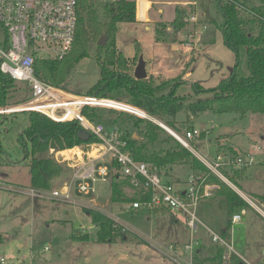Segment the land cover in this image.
<instances>
[{
  "label": "rangeland",
  "instance_id": "374dc122",
  "mask_svg": "<svg viewBox=\"0 0 264 264\" xmlns=\"http://www.w3.org/2000/svg\"><path fill=\"white\" fill-rule=\"evenodd\" d=\"M106 1L90 0L99 21H104L102 7ZM150 1L153 4L148 12L147 24H117L116 47L124 57L131 59L129 65L131 64L132 76L138 59L142 58L153 87H157L156 96H165L175 84H180L175 96L183 100L184 106L211 99V93H196L192 85L197 83L204 89L215 88L229 76L236 63L234 53L226 48L222 41L223 20L218 12L216 0ZM176 11L181 12L183 24L180 30L173 31L171 23L176 17ZM191 17H195V22H190ZM158 28L159 40L156 36ZM97 43H90L88 57L81 59L69 70L63 87H54L74 94L87 95L99 79L96 59L102 58L103 53L97 48ZM137 45L139 55L137 60L133 61ZM172 45H175L176 49H172ZM239 63L238 74L247 76L244 56L240 58ZM7 96L4 106L14 107L27 102L30 93L25 83L13 81ZM96 111L102 116L103 122L118 119V122L128 124L129 127L134 120L140 119L118 111ZM27 114L0 115V185H3L0 187V255L10 264H184L182 261L188 260L189 255L179 253H182V245L172 244L178 255H181L179 259L174 260L168 254L169 241L162 246L153 247L155 242L152 237L155 236L156 228H159L163 241L168 238L166 227L161 220L157 222L156 218H152L154 221L147 219L148 214L145 211H126L129 203H111V178L108 182L96 183V196L93 198L90 195L78 194L76 187L73 190L76 200L73 202L51 199L49 191H40L43 197L35 199L27 195L30 189L29 158L22 160V149L17 142L18 136L27 127ZM149 120H155L166 128L168 124L165 121H170L181 137L193 128L201 131L203 136L200 139L189 142L190 151L196 158L198 155L213 162L217 152H230L234 151L233 149H237L241 154L250 153L257 160L264 157L263 114H247L240 117L235 113L214 114L206 111L194 116L184 108L174 118L164 116L163 120L158 119L160 122L156 119ZM172 138L163 130L158 142L149 146L148 152L175 147L176 143ZM135 139L142 140L140 137ZM217 144L221 146L217 147ZM50 154L51 151H48L36 157L50 158ZM62 167L63 174L52 182L51 190H62L69 181L71 170ZM183 167L184 169H179ZM185 167L187 166L175 165L162 170L160 174L170 176V182L178 188L175 179L184 181L186 174L190 172L189 168ZM173 169L175 171L171 172ZM249 170L262 171L263 177L261 175V178L254 179L252 185L253 191L261 198L254 197L244 190L252 202L264 211V165H255ZM220 173L223 171L220 170ZM218 180L228 188L221 179ZM214 186V191L219 190V186ZM124 190L127 196H131L130 188L126 187ZM223 204L225 205L224 201H219L211 212L213 210L220 216ZM242 210L245 211L244 225H232L229 229L231 239L228 237V240L241 259L249 264H263L264 223H261L255 212L248 207L234 209L233 213L241 214ZM87 211H97L107 217L113 216V220H118L115 223L120 227V235L115 236L111 243H97L96 226L92 224ZM159 213L163 221L171 219L170 213ZM123 226L126 228L124 231ZM208 227H212L213 232L221 235V230L215 225L208 224ZM82 228L89 229L85 233L89 239L73 240V236L85 235ZM206 257L202 254L198 259L204 260Z\"/></svg>",
  "mask_w": 264,
  "mask_h": 264
},
{
  "label": "trees",
  "instance_id": "16d2710c",
  "mask_svg": "<svg viewBox=\"0 0 264 264\" xmlns=\"http://www.w3.org/2000/svg\"><path fill=\"white\" fill-rule=\"evenodd\" d=\"M77 3L78 19L75 39L69 53L61 60L36 59L34 61V74L43 82L63 87L69 70L81 59L88 57L90 43H97L104 38V46H97L103 53L102 58L96 59L99 79L88 91V96L126 103L135 108L111 101L135 110L140 109L159 122L164 116L174 118L184 108L194 116L206 111L214 114L235 113L240 117L247 114L264 115V0H216L218 12L223 20L222 41L224 46L234 53L236 63L229 76L220 81L215 88L204 89L201 85L194 83L192 85L194 92L211 93V99L186 106L183 105L181 98L175 96L180 84H175L167 95L156 96L157 87H153L151 79L135 80L131 73L130 62L116 50V25L135 22L134 2L116 0L105 3L102 7L104 21L98 20L97 12L90 0H77ZM182 24V14L176 11L171 28L173 31H178L182 28ZM156 36L159 40V28L156 29ZM138 55L137 47L133 61L137 60ZM242 56L246 59L247 76L238 74ZM12 85L13 80L0 73V106L6 104ZM84 114L93 123H101L109 127L116 126L133 159L137 162L152 164L162 178L167 177L166 174L163 176L160 174L162 170L170 169L175 165H185L193 174L198 176L203 174L206 184L219 186L216 193L225 199L230 210L235 207H248L247 203L220 183L218 178L211 174L190 151L179 145L173 138L175 147L148 152L149 146L155 145L160 134L163 133V129L152 121L136 119L129 127L128 124L118 122V119L103 122L102 116L96 110L84 111ZM27 115V127L18 136L17 142L22 149V160L29 158L30 189L50 191L52 182L63 174V167L55 163L52 157L37 158L36 156L51 150L63 151L82 145L83 142L77 138L81 127L75 121L56 123L37 112H28ZM165 123L168 124V129L176 132L173 123L170 121ZM133 135L142 140L135 139ZM93 142H97V139L91 135L87 143ZM245 171L246 169L231 170L230 175L224 172V176L235 185L234 177H241ZM126 187L132 190L131 196L126 195L124 190ZM142 192L140 189L134 190L127 179H120L117 174L111 176V203L144 201L147 196L142 195ZM87 213L92 224L96 226L95 241L97 243H111L115 236L120 235V229L112 219L97 211H87ZM72 239L87 241L89 236L76 235ZM192 261L194 264H203L206 261L210 264H244L236 256H231L227 261L223 260L221 249L216 250L210 260L199 261L194 255Z\"/></svg>",
  "mask_w": 264,
  "mask_h": 264
},
{
  "label": "built area",
  "instance_id": "2783aa9c",
  "mask_svg": "<svg viewBox=\"0 0 264 264\" xmlns=\"http://www.w3.org/2000/svg\"><path fill=\"white\" fill-rule=\"evenodd\" d=\"M77 19V0H0V73L13 81L25 83L30 93V98L25 103L14 107H1L0 115L37 112L56 123L75 121L81 129L97 139V142H86L63 151L51 150L54 162L70 169L71 176L62 190L49 191V198L60 202H73L76 200L73 193L75 187L78 194L90 195L93 198L96 196V183L108 182L112 175L117 174L120 179H127L134 190L140 189L143 191L142 195L147 196L144 201L129 203L126 211L152 212L163 209L184 218L185 226L191 233L189 242L181 247V255H189L187 261H182L184 264H192L193 254L199 247V241L194 237L198 228L204 230L212 244L224 250L223 260L227 261L231 256L241 259L231 244L202 223L196 214L199 203L213 196L214 185L206 184L202 176L191 174L186 180L185 189H176L171 183L163 181L152 164L133 159L116 126L106 131L101 123L91 122L84 111L106 109L140 119L152 120L151 117L148 115L141 117L131 108L120 109L111 105L109 101L119 104L121 102L70 93L35 76L36 59L61 60L69 53L75 39ZM189 19L190 22L196 20L195 17ZM170 135L179 145L190 151L189 142L200 139L203 134L193 128L186 131L184 137L173 131ZM196 156L209 172L219 179H223L224 171L249 169L264 163V157L257 160L250 153L217 152L213 162ZM220 170L223 173H220ZM27 195L32 199L43 197L40 191L33 189H29ZM111 217L109 218L112 219ZM116 220L113 222L117 223ZM239 220V215L232 217V222ZM116 223L115 225L119 227ZM125 229L123 226V231ZM88 230L82 228V233L85 234ZM168 254L172 260L181 256L173 245L168 247ZM241 261L249 264L243 259ZM0 264L10 263L0 255Z\"/></svg>",
  "mask_w": 264,
  "mask_h": 264
},
{
  "label": "crops",
  "instance_id": "0c3cea01",
  "mask_svg": "<svg viewBox=\"0 0 264 264\" xmlns=\"http://www.w3.org/2000/svg\"><path fill=\"white\" fill-rule=\"evenodd\" d=\"M106 2H111V0H107ZM128 2H130V1H128ZM134 3H135V22L147 24L148 23V12L152 8L153 2L150 0H135ZM116 28H117V25H116ZM146 29H148V28L146 27ZM115 45H116V37H115ZM137 47H138V45H137ZM172 49H176V46L172 45ZM116 50L118 52H120L117 49V47H116ZM124 58H126V57H124ZM126 59L129 62L131 61V59H128V58H126ZM145 68H146V63H145ZM145 71H146V69H145ZM147 75L148 76L146 79H148V78L150 79V77H151L150 74H147ZM122 107L127 109V107H125V106H122ZM134 111L140 112L141 115L143 114L141 111H138V110H134ZM145 115L146 114H143L142 116H145ZM104 128L106 131H110V129H111V127H109V126H104ZM209 142H211V141H209ZM216 143H218V142H216ZM216 146L220 147L221 145L217 144ZM233 150L235 152H238L237 149H233ZM218 151H220V150H218ZM230 151H232V150H230ZM261 165H264V163H262L258 166H261ZM185 168H187V167H185ZM179 169H184V167L179 168ZM248 170L249 169H246V171L242 174L241 177H234L235 181H236L235 185L232 182H230L225 176H223V179H221V180H222V182H224L228 186V188L231 191H233L239 198H241L245 203H247L248 208L252 209L255 212V214L258 216L257 218H259L261 223H264V211H262L259 207L256 206L255 203L252 202V200L248 197V195L246 194V192L244 190V189H246L247 193L250 195H253L254 197H257V198L260 197L261 198V196L259 194H257L255 191H253L252 185H253L254 179L261 178L262 171L261 170H255V171L249 170L248 171ZM173 171H175V170L173 169L171 172H173ZM230 172H228V173H230ZM191 174H193L191 171L189 173H187L184 181L182 179L176 178L175 179L176 186H178V188H176V189H178V190L185 189L186 180ZM262 177H263V175H262ZM162 179L164 182H169L172 184V182H170V180H169L170 176L162 178ZM215 193H216V191L213 193V196L210 199H204L199 203V205L197 207L196 214H197L199 220L202 223H204L207 227H208V224L213 225V226L215 225L216 228L221 230V237L223 239H225L230 244L229 240L231 239V237L229 234V229L232 227V225H235V226L244 225L243 218L245 216V211L242 210L241 214L233 213L234 209H239V208H243V207H235L232 210H230L225 199L222 198L221 196H219L217 193L216 194ZM219 201L225 202V205L223 204L224 206L221 205L223 207H222L220 216H218V214L213 210L211 212V209H213L215 204H217ZM206 209H208V212H206ZM141 212H143V211H141ZM145 212H147V214H148L147 219L150 220L152 218H156L157 222L161 220L163 222L164 226L166 227L168 238L165 241H163L162 240L163 238L160 237L159 228H156V231L154 232L155 236L152 237L154 242H155L153 245L154 248L156 246H162L163 244H166V241H169L170 244H167L169 246L172 244L180 246V245H184L187 242H189V238L191 236V233L186 228L185 221H184L183 217H181L179 215L171 214L170 212L163 210V209L162 210H155L151 213L149 211H145ZM159 212H166L168 214L170 213L171 219H169L167 221H163L162 217L160 216L161 213H159ZM135 213H139V212L135 211ZM207 213H209V214L206 215ZM236 215L240 216V220L237 222H232V217L236 216ZM208 228H210V227H208ZM194 237L199 241V247L196 249L194 255L197 258H199L200 255L205 254L207 256L206 257L207 260H210L214 256L216 250H218L219 248H217V246H215L214 244H212L210 242V239L207 237V235L205 234V232L202 228L197 229L196 233L194 234ZM228 237H229V240H228ZM179 253L182 254L180 251H179ZM199 261H200V259H199ZM243 261H245V260H243ZM245 262H247V261H245ZM262 263H264V259L262 260Z\"/></svg>",
  "mask_w": 264,
  "mask_h": 264
},
{
  "label": "water",
  "instance_id": "95a60500",
  "mask_svg": "<svg viewBox=\"0 0 264 264\" xmlns=\"http://www.w3.org/2000/svg\"><path fill=\"white\" fill-rule=\"evenodd\" d=\"M104 42H105V39L104 38H101L98 41L97 45L98 46H104ZM133 78L135 80H137V81L145 80L147 78V74H146V71H145V63L142 60V58H139L138 59L137 65L135 66L134 71H133ZM156 124H158V126H160L163 130H165L166 132H168L169 134H171V130H169L165 126L161 125L160 123H156ZM133 137L135 138L136 136L133 135ZM77 138L80 141H82L83 143H86V142L89 141L90 135H89V133L87 131H85L84 129H81L78 132V134H77Z\"/></svg>",
  "mask_w": 264,
  "mask_h": 264
},
{
  "label": "bare ground",
  "instance_id": "6f19581e",
  "mask_svg": "<svg viewBox=\"0 0 264 264\" xmlns=\"http://www.w3.org/2000/svg\"><path fill=\"white\" fill-rule=\"evenodd\" d=\"M110 104L111 105H113V106H117L118 108H120V109H126V108H124V107H122L121 105H118V104H116V103H113V102H110ZM9 112V111H8ZM139 115H141V113L140 112H137ZM142 116V115H141Z\"/></svg>",
  "mask_w": 264,
  "mask_h": 264
}]
</instances>
